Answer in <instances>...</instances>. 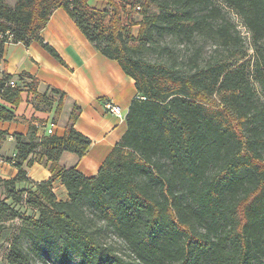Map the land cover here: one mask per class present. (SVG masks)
<instances>
[{"label":"trees","instance_id":"16d2710c","mask_svg":"<svg viewBox=\"0 0 264 264\" xmlns=\"http://www.w3.org/2000/svg\"><path fill=\"white\" fill-rule=\"evenodd\" d=\"M222 1L250 32L252 69L245 38L215 0H108L104 9L88 0H0V57L8 40L38 39L65 62L39 34L64 7L138 89L126 131L94 175L59 163L65 150L82 157L90 147L74 126L79 106L63 134H39L41 122L12 134L18 173L0 176L6 264H264V0ZM133 10L140 20L129 18ZM167 36L215 48L203 64L200 45L183 60ZM11 78L0 77V95L18 104L24 83ZM13 118L0 106V119ZM6 134L0 129V151ZM36 158L49 163L48 179L28 177ZM105 232L126 249L103 240Z\"/></svg>","mask_w":264,"mask_h":264},{"label":"crops","instance_id":"0c3cea01","mask_svg":"<svg viewBox=\"0 0 264 264\" xmlns=\"http://www.w3.org/2000/svg\"><path fill=\"white\" fill-rule=\"evenodd\" d=\"M88 2L99 9L109 7L108 0ZM130 17L140 20L142 14L133 10ZM134 27H137L138 33L139 24ZM39 34L58 51L65 62L48 51L38 39H32L29 44L13 40L5 43L0 57V77L7 73L13 74L24 86L18 104L0 95V106L14 112L13 119H0V129L7 131L1 151L12 155L16 153L14 138L9 135L14 132L27 133L31 124L44 120H54L56 132L63 134L70 122L71 112L75 106H79L74 126L91 138L90 147L82 157L65 150L59 163L67 167L76 166L86 175H94L127 129L126 117L120 118L109 111L106 102L112 100L120 104L127 114L131 101L138 93L136 81L125 72L118 60L103 54L85 36L64 7H57L53 11ZM31 82L33 86L30 88ZM32 88L39 93H46V97L38 96ZM51 88H58L64 93H52ZM38 129L39 134L45 132L43 126H38ZM26 168L28 177L36 181L48 179L52 174L49 163L38 158ZM17 173L18 168L4 161L0 155V176L9 178ZM54 186L66 191L59 180L54 182ZM2 261L0 264H6L4 253Z\"/></svg>","mask_w":264,"mask_h":264},{"label":"rangeland","instance_id":"374dc122","mask_svg":"<svg viewBox=\"0 0 264 264\" xmlns=\"http://www.w3.org/2000/svg\"><path fill=\"white\" fill-rule=\"evenodd\" d=\"M215 1L223 6L228 17L236 24L240 33L245 38V42H244L245 44L242 47L246 52V56L244 57V60H246L248 62L250 69H252V62L254 59V49L251 45L250 32H249L248 28L245 26V24L243 22V18L233 8L226 5L222 0H215ZM129 15H130V13H129ZM129 18H130V16H129ZM133 28H135V31H134V29H133V31L135 32V34H137V30H136L137 27L133 26ZM164 41L170 42V44H172L173 47L175 48L177 54H179L180 58L183 60H188L189 55L196 49V46L200 45L201 46V53L199 55V63L200 64L207 62L211 58V55L213 54V49L215 48V44L213 43L212 40H202L199 38H197V41L191 42L189 44L188 43H180L179 41H176V39L172 40L171 36H167L166 39H164ZM223 51L226 52L225 50H223ZM149 58H151L152 60H155V59H157V55L155 53H151ZM253 82H254V86L256 87V89L260 90V86H259L258 82L255 80H253ZM215 97H213L212 99L216 100V102H217L218 99H216ZM215 106H217V105H215ZM9 137L14 138L13 135H9ZM1 146H2V144H1ZM0 155L2 156V159L4 161L10 162L12 165H14L13 161H9V158H13L15 156V153H13V155H12V153H10V152L4 153L1 151ZM23 184L25 186H30V184H27V183H23ZM55 192L57 193V195L60 198L66 197V191L59 189L58 186H55ZM4 194H5L4 188L0 185V198H2L4 196ZM29 213L31 214L32 211H30ZM16 222H18L17 219L11 223L9 221L8 223L12 224V223H16ZM4 239H6V238H4L3 236L0 237V256H1L0 261L1 262H3L2 261V255H3V253H5L6 246H7V241H4ZM102 239L107 240L109 242H113L119 248L126 249L124 246L123 240L111 232L103 233ZM37 264H47V263L40 261Z\"/></svg>","mask_w":264,"mask_h":264},{"label":"built area","instance_id":"2783aa9c","mask_svg":"<svg viewBox=\"0 0 264 264\" xmlns=\"http://www.w3.org/2000/svg\"><path fill=\"white\" fill-rule=\"evenodd\" d=\"M139 7V6H138ZM11 85H16V78L10 79ZM106 107L111 111L113 114L117 115L120 118H125L126 114L123 112V109L120 104L109 100L106 102ZM44 130L47 134H52L56 132V122L54 120H44L41 122ZM12 138V137H10Z\"/></svg>","mask_w":264,"mask_h":264}]
</instances>
